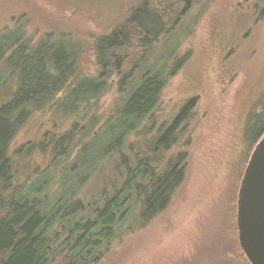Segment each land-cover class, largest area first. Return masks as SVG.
I'll return each instance as SVG.
<instances>
[{
    "label": "trees",
    "instance_id": "1",
    "mask_svg": "<svg viewBox=\"0 0 264 264\" xmlns=\"http://www.w3.org/2000/svg\"><path fill=\"white\" fill-rule=\"evenodd\" d=\"M151 1L141 0L90 41V76L76 75L83 46L53 44L52 35L33 47L21 36L0 44V65L15 85L8 102H0V264H97L115 242L162 213L183 182L184 154L161 165L152 155L169 151L187 106L147 148L131 143L155 132L148 121L186 60L158 50L169 46L193 0ZM113 88L117 97L100 116L98 104ZM51 105L74 122L34 146L49 153L48 163L20 183L10 144L34 112Z\"/></svg>",
    "mask_w": 264,
    "mask_h": 264
},
{
    "label": "rangeland",
    "instance_id": "2",
    "mask_svg": "<svg viewBox=\"0 0 264 264\" xmlns=\"http://www.w3.org/2000/svg\"><path fill=\"white\" fill-rule=\"evenodd\" d=\"M140 2L0 0V44L21 36L33 47L52 35L53 44L83 46L76 75L90 76L95 70L90 41L108 34ZM192 2L169 46L158 50L165 56L173 52L178 60L185 55L186 60L169 78L156 115L148 121L155 132L131 138L138 149L147 148L159 137V128L170 126L187 106L164 157L148 151L158 165L184 154V180L162 213L115 242L97 264H249L238 243L237 195L264 130V2ZM146 63L155 64V56ZM3 70L1 64L0 102L6 103L15 85L6 76L9 71ZM63 96L64 92L56 99ZM116 97L113 88L100 100L97 114L101 116ZM50 107L34 112L10 144L20 183L48 163L49 153L42 154L34 146L47 133H65L74 122Z\"/></svg>",
    "mask_w": 264,
    "mask_h": 264
},
{
    "label": "water",
    "instance_id": "3",
    "mask_svg": "<svg viewBox=\"0 0 264 264\" xmlns=\"http://www.w3.org/2000/svg\"><path fill=\"white\" fill-rule=\"evenodd\" d=\"M239 247L249 264H264V134L246 165L237 195Z\"/></svg>",
    "mask_w": 264,
    "mask_h": 264
}]
</instances>
